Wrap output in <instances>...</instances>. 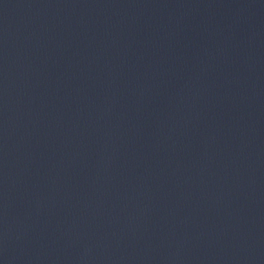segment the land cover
<instances>
[{"label": "water", "instance_id": "obj_1", "mask_svg": "<svg viewBox=\"0 0 264 264\" xmlns=\"http://www.w3.org/2000/svg\"><path fill=\"white\" fill-rule=\"evenodd\" d=\"M0 264H264V0H0Z\"/></svg>", "mask_w": 264, "mask_h": 264}]
</instances>
